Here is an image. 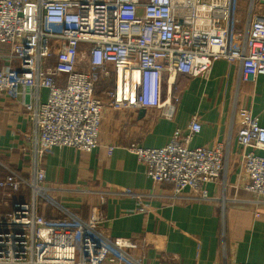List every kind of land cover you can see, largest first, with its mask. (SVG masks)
<instances>
[{
  "label": "built area",
  "instance_id": "1",
  "mask_svg": "<svg viewBox=\"0 0 264 264\" xmlns=\"http://www.w3.org/2000/svg\"><path fill=\"white\" fill-rule=\"evenodd\" d=\"M250 8L248 20L236 26L231 0H0V48L7 47L0 49V95L25 108L35 127L37 156L55 146L90 152L98 146L105 105L156 108L171 119L177 75H208L218 59L239 64V82L264 75V0H252ZM93 69L112 76L101 95L95 93ZM38 88L48 91L44 102H38ZM232 119L240 147L264 151V126L252 111L235 108ZM199 130L193 117L166 145L129 149L155 183L172 184L173 197L188 189L183 197L209 200L204 185L224 179L228 150L189 148ZM240 159L248 178L244 188L264 197V155L243 151ZM25 188L29 201L14 198L0 212V264H144L131 254L135 239L108 236L99 214L84 220L52 199L42 168L30 179L6 168L3 195ZM103 192L101 202L112 191ZM113 193L139 201L143 196L127 188ZM40 200L62 217L45 218L37 210ZM139 210H145L142 204Z\"/></svg>",
  "mask_w": 264,
  "mask_h": 264
},
{
  "label": "crops",
  "instance_id": "2",
  "mask_svg": "<svg viewBox=\"0 0 264 264\" xmlns=\"http://www.w3.org/2000/svg\"><path fill=\"white\" fill-rule=\"evenodd\" d=\"M251 2L231 0L236 26L248 20ZM0 49L6 51L7 47ZM3 64L1 59L0 68ZM238 74L237 62L218 59L208 75H177L174 92L178 101L171 119L160 117L156 108L115 110L105 105L98 146L90 152L55 146L42 157L35 153V127L25 108L1 94L0 177L7 168L30 179L35 168H42L52 199L84 220L92 212L99 214L104 218L101 231L108 236L135 239L137 247L131 254L144 264H264V197L244 188L248 178L240 159L243 151L260 155L264 151L243 150L232 119L235 108L245 107L264 126V75L253 82H239ZM92 75L97 95L112 86L111 75L101 77L97 69ZM36 93L38 102L46 100V88H38ZM193 117L200 130L192 136L189 148L220 146L228 150L224 179L204 185L209 200L183 197L190 195L188 189L173 197L172 184L155 183L129 149L132 145L160 148L174 130H185ZM124 188L142 194L141 200L113 193ZM103 191L112 192L101 202ZM18 197L29 201V190L8 196L0 190V212ZM140 204L144 211L139 210ZM37 210L50 220L62 217L42 200Z\"/></svg>",
  "mask_w": 264,
  "mask_h": 264
}]
</instances>
